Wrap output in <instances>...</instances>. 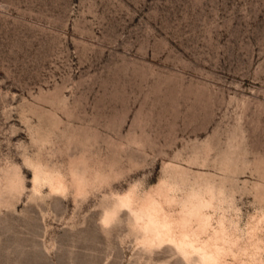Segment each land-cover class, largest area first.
<instances>
[{
  "label": "rangeland",
  "instance_id": "obj_1",
  "mask_svg": "<svg viewBox=\"0 0 264 264\" xmlns=\"http://www.w3.org/2000/svg\"><path fill=\"white\" fill-rule=\"evenodd\" d=\"M160 199L264 248V0H0V264H198Z\"/></svg>",
  "mask_w": 264,
  "mask_h": 264
},
{
  "label": "bare ground",
  "instance_id": "obj_2",
  "mask_svg": "<svg viewBox=\"0 0 264 264\" xmlns=\"http://www.w3.org/2000/svg\"><path fill=\"white\" fill-rule=\"evenodd\" d=\"M45 184L51 192H57L63 188L57 186L59 183L55 178L47 180ZM161 201L162 199L149 202V204L145 201L140 202L145 241L149 245L171 243L188 258L197 256L198 264L199 262L200 264H229L225 259L230 252L227 246L233 248L235 243H233L234 245L231 244L228 236L226 237L224 234L222 226L220 232L215 233L213 240H203L210 223V217L206 211L211 206L207 201L202 199L200 206L196 207L194 206L195 201L186 202L181 206L175 220L173 218V220H170L166 216ZM163 202L166 206L174 204L172 200L166 198L163 199ZM140 231H143V229ZM251 235L254 236V233H251ZM263 253L264 248L260 250L252 248L247 250L243 257L237 254H233V256L238 258L241 264H262L261 255Z\"/></svg>",
  "mask_w": 264,
  "mask_h": 264
}]
</instances>
